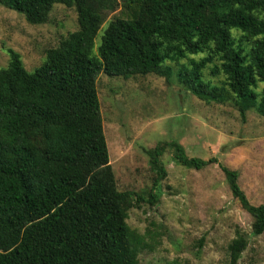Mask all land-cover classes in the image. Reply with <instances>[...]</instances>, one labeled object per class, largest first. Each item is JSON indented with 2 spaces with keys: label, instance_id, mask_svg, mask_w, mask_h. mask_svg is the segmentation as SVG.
<instances>
[{
  "label": "trees",
  "instance_id": "16d2710c",
  "mask_svg": "<svg viewBox=\"0 0 264 264\" xmlns=\"http://www.w3.org/2000/svg\"><path fill=\"white\" fill-rule=\"evenodd\" d=\"M91 1L0 0L31 24L46 22L56 3L73 6L79 25L32 71L10 48L0 68V264H138L144 237L126 218L145 199L116 186L96 88L101 72L168 77L166 62L187 59L176 76L196 97L233 100L242 119L253 107L264 116V87L256 91L264 84V0H124L131 17L109 21L96 50L101 16ZM166 146L189 168L217 162L188 156L175 140L145 149L155 172L150 203L167 174ZM219 167L252 216V233H263L264 204L249 202L237 170ZM246 245L236 231L232 264Z\"/></svg>",
  "mask_w": 264,
  "mask_h": 264
},
{
  "label": "rangeland",
  "instance_id": "374dc122",
  "mask_svg": "<svg viewBox=\"0 0 264 264\" xmlns=\"http://www.w3.org/2000/svg\"><path fill=\"white\" fill-rule=\"evenodd\" d=\"M91 2L101 16L96 50L107 23L131 17L132 9L124 0ZM78 27L73 6L56 3L46 22L31 24L23 14L0 5V68L7 66L10 48L32 71L44 60L47 49ZM186 62H166L168 77L103 72L97 77L116 186L145 199L129 208L126 218L130 230L144 237L138 264H232L228 244L236 231L244 235L247 245L233 264H264V232L252 233V216L232 196L219 167L220 163L237 170L238 183L249 202L264 204V116L253 107L242 119L233 100L218 103L196 97L177 80L176 71ZM204 75L221 83V77L207 70ZM263 87L258 83L256 91ZM174 140L188 156L215 158L217 162L189 168L178 163L166 146L161 159L167 174L153 191L157 201L150 203L148 192L155 172L145 149Z\"/></svg>",
  "mask_w": 264,
  "mask_h": 264
}]
</instances>
